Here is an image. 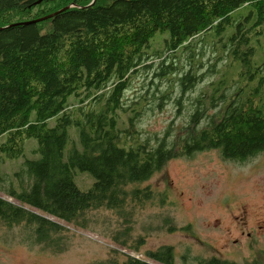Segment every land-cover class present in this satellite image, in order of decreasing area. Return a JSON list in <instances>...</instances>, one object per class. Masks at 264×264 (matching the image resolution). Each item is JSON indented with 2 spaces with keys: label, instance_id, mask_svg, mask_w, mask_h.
Returning <instances> with one entry per match:
<instances>
[{
  "label": "trees",
  "instance_id": "1",
  "mask_svg": "<svg viewBox=\"0 0 264 264\" xmlns=\"http://www.w3.org/2000/svg\"><path fill=\"white\" fill-rule=\"evenodd\" d=\"M90 3L0 0V164L25 157L11 181L0 176L9 187L0 192L11 199L0 196V225L24 226L47 250H57L55 237L68 229L52 218L86 229L91 211L130 222L147 205L163 204L167 193L147 182L171 160L216 150L244 163L264 151V0ZM151 74L145 94L129 103L133 81ZM207 78L206 90L191 97ZM173 101L178 117L187 109L186 125L173 121L162 136L145 138L143 119ZM29 140L37 144L26 156ZM79 172L94 178L88 191L75 182ZM124 257L95 264L176 260L171 246L146 260ZM245 264H264V252Z\"/></svg>",
  "mask_w": 264,
  "mask_h": 264
},
{
  "label": "rangeland",
  "instance_id": "2",
  "mask_svg": "<svg viewBox=\"0 0 264 264\" xmlns=\"http://www.w3.org/2000/svg\"><path fill=\"white\" fill-rule=\"evenodd\" d=\"M70 1L59 0L61 4ZM90 1L93 3L95 0ZM210 42L206 44L207 49L211 46ZM261 43L264 48V39ZM218 53L217 49L207 52L206 65L203 63L204 69L200 70V74L208 72L207 63L214 62ZM230 74V78L236 75L235 72ZM151 80L152 74L133 81L126 93L129 103L145 94L146 89L141 90ZM158 81L154 80L161 87L165 86ZM209 82L207 78L190 96L195 97L206 90ZM173 121L177 128L188 121L187 109L182 116H177L174 101L167 104L164 110L149 113L140 128L143 136L150 140L155 135L162 136ZM36 144L35 140L27 141L26 156H29L28 147ZM24 160L25 157L0 164V176H6L11 181L13 171ZM75 182L80 190L88 191L94 178L79 172ZM147 185L159 194L166 192L165 202L159 204L156 201V205L149 204L138 210L130 222L107 210L89 212L84 222L86 229L52 218L68 228L55 237L60 243L57 250L35 245L24 226L7 228L0 225V264H95L114 257L122 261L124 255H136L146 260L147 252L162 246L174 248L175 264H191L196 259L211 257L236 264L262 259L264 151L244 163L225 160L216 150L174 159ZM0 187L9 188L6 184ZM0 196L11 200L4 193L0 192ZM171 227L175 230L170 231ZM185 227H190V231L181 230ZM123 243L126 247H137L138 252L119 245ZM113 251H118V254Z\"/></svg>",
  "mask_w": 264,
  "mask_h": 264
},
{
  "label": "water",
  "instance_id": "3",
  "mask_svg": "<svg viewBox=\"0 0 264 264\" xmlns=\"http://www.w3.org/2000/svg\"><path fill=\"white\" fill-rule=\"evenodd\" d=\"M56 14H58V13H56ZM56 14H54V15H56ZM54 15H52V16H54ZM52 16H50V17H52ZM18 25H24V24L22 23V24H18ZM18 25H16V26H18ZM25 25H27V24L25 23Z\"/></svg>",
  "mask_w": 264,
  "mask_h": 264
}]
</instances>
